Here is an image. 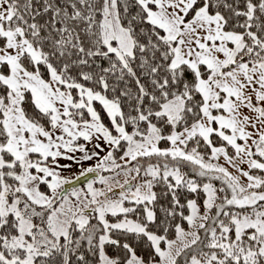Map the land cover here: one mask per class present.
Returning a JSON list of instances; mask_svg holds the SVG:
<instances>
[{
  "label": "snow or ice",
  "instance_id": "snow-or-ice-1",
  "mask_svg": "<svg viewBox=\"0 0 264 264\" xmlns=\"http://www.w3.org/2000/svg\"><path fill=\"white\" fill-rule=\"evenodd\" d=\"M0 264H264V0H0Z\"/></svg>",
  "mask_w": 264,
  "mask_h": 264
}]
</instances>
